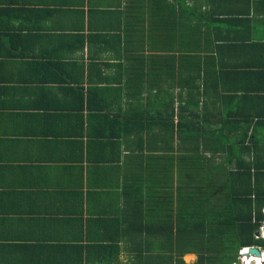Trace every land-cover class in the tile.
Segmentation results:
<instances>
[{
	"label": "crops",
	"instance_id": "1",
	"mask_svg": "<svg viewBox=\"0 0 264 264\" xmlns=\"http://www.w3.org/2000/svg\"><path fill=\"white\" fill-rule=\"evenodd\" d=\"M186 79L264 130V0H0V264H133L160 240L133 201L164 209V140L134 114Z\"/></svg>",
	"mask_w": 264,
	"mask_h": 264
},
{
	"label": "trees",
	"instance_id": "2",
	"mask_svg": "<svg viewBox=\"0 0 264 264\" xmlns=\"http://www.w3.org/2000/svg\"><path fill=\"white\" fill-rule=\"evenodd\" d=\"M185 50H180L182 58ZM195 51L199 57V50ZM169 78L172 88L175 77L170 73ZM187 82L189 79L177 82L179 89L186 88V93L181 96L178 92L175 106L166 90L163 100H155L152 112L147 108L144 112L143 105H139L140 110L134 114L142 134L151 136L158 130L164 140L165 176L162 180L160 175L156 178L149 174L150 186H158L148 196L155 195L156 188L165 184L167 197L161 210V201L142 203L144 193L139 198L136 195L133 213L147 210L152 216L149 219H153L148 231L154 228L161 239L134 240L133 264H235L237 251L243 247L256 246L264 252V236L260 235L264 223V130L249 131V123L241 121L232 110L221 113L222 109L216 110L214 105L207 110V98L195 84L188 86ZM190 89L195 92L191 94ZM103 116L110 120L108 113ZM116 118L111 115V121L120 122ZM174 150L180 158L175 173L172 165L169 167ZM215 157L220 160L214 161ZM134 223L132 227L139 229ZM184 253H194L195 260L185 263Z\"/></svg>",
	"mask_w": 264,
	"mask_h": 264
},
{
	"label": "rangeland",
	"instance_id": "3",
	"mask_svg": "<svg viewBox=\"0 0 264 264\" xmlns=\"http://www.w3.org/2000/svg\"><path fill=\"white\" fill-rule=\"evenodd\" d=\"M213 160L214 161H218V160H220L218 157H215V158H213ZM262 227L264 228V223H263V225H262ZM261 229L260 230V235L261 236H264V229ZM249 256V255H248ZM256 257V256H255ZM262 258H264V254H263V256H262ZM182 259H183V261L185 262V263H191L192 261H194V259H195V256H193V255H191V254H183L182 255ZM244 256H242L241 254H240V251H237V262L235 263V264H245V262L246 261H244ZM262 260L263 259H260L258 262H262ZM264 262V261H263ZM263 262H262V264H263ZM256 264V263H255Z\"/></svg>",
	"mask_w": 264,
	"mask_h": 264
},
{
	"label": "bare ground",
	"instance_id": "4",
	"mask_svg": "<svg viewBox=\"0 0 264 264\" xmlns=\"http://www.w3.org/2000/svg\"><path fill=\"white\" fill-rule=\"evenodd\" d=\"M246 252H247V249H242L241 250V255L242 256H244V261H246L245 262V264H250L251 262L253 263V264H258L259 262V260L261 259L260 257H253V256H248V255H246Z\"/></svg>",
	"mask_w": 264,
	"mask_h": 264
},
{
	"label": "water",
	"instance_id": "5",
	"mask_svg": "<svg viewBox=\"0 0 264 264\" xmlns=\"http://www.w3.org/2000/svg\"><path fill=\"white\" fill-rule=\"evenodd\" d=\"M255 235H258V231L255 232ZM246 249H247L246 255H253V256H256V257L260 256V252H259V250H258V248L256 246H248ZM250 264H253V263L251 262Z\"/></svg>",
	"mask_w": 264,
	"mask_h": 264
},
{
	"label": "clouds",
	"instance_id": "6",
	"mask_svg": "<svg viewBox=\"0 0 264 264\" xmlns=\"http://www.w3.org/2000/svg\"><path fill=\"white\" fill-rule=\"evenodd\" d=\"M246 248H247V247H243V248L239 249L240 253H241V250H242V249H246ZM259 252H260V251H259ZM250 256H253V255H250ZM262 256H263V254L260 252V256H259V257H260L261 259H263V260H262V262H263V261H264V258H262ZM253 257H255V256H253ZM262 262H261V263L259 262L258 264H262Z\"/></svg>",
	"mask_w": 264,
	"mask_h": 264
},
{
	"label": "built area",
	"instance_id": "7",
	"mask_svg": "<svg viewBox=\"0 0 264 264\" xmlns=\"http://www.w3.org/2000/svg\"><path fill=\"white\" fill-rule=\"evenodd\" d=\"M263 227L261 226L260 230L262 229ZM264 229V228H263Z\"/></svg>",
	"mask_w": 264,
	"mask_h": 264
}]
</instances>
